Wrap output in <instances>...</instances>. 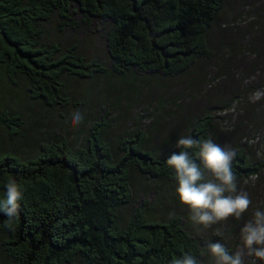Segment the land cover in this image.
Returning <instances> with one entry per match:
<instances>
[{
  "label": "trees",
  "instance_id": "trees-1",
  "mask_svg": "<svg viewBox=\"0 0 264 264\" xmlns=\"http://www.w3.org/2000/svg\"><path fill=\"white\" fill-rule=\"evenodd\" d=\"M225 2L0 0V86L22 77L31 99L59 107L68 104L62 79L67 74H182L210 55L208 32ZM53 14L67 27L101 38L109 64L85 58L76 44L39 42L40 23ZM214 121L206 110L189 122L186 135L213 139ZM20 126L18 113L0 109V127L9 135H17ZM110 126L106 111L90 122L79 145L59 136L40 141L32 156L0 151V200L7 179L23 185L14 231L5 227L0 211V255L7 264H169L185 251L200 255L202 243L179 213L154 219L139 206L120 221L119 209L132 197L131 170L176 185L166 159L180 149L175 143L158 153L140 128L121 135L112 147L106 139ZM235 149L238 182L264 169L263 158L243 146Z\"/></svg>",
  "mask_w": 264,
  "mask_h": 264
},
{
  "label": "rangeland",
  "instance_id": "rangeland-1",
  "mask_svg": "<svg viewBox=\"0 0 264 264\" xmlns=\"http://www.w3.org/2000/svg\"><path fill=\"white\" fill-rule=\"evenodd\" d=\"M40 27L39 42L58 41L63 48L76 44L85 58L95 57L109 64L107 49L95 34H82L61 24L56 14L42 21ZM208 42L210 55L176 76L154 71L133 72L126 77L109 72L87 78L64 75L63 94L68 104L59 107L31 99L22 77L1 85L0 109L18 113L21 126L15 136L0 127V151L32 156L40 141L59 136L79 145L90 122L109 111L111 126L106 139L112 147L121 135L140 128L147 132L149 146L162 153L186 135L194 117L209 110L215 117L213 140L221 146H243L251 156L261 158L257 153H264V99L251 103L248 98L257 88H264V0H226L208 32ZM233 104L236 111L222 115ZM77 110L83 120L74 125L71 116ZM256 137V143L247 142ZM258 175L254 184H245L246 178L238 182L252 201L240 220L231 217L209 229L199 226L198 230L189 218L188 207L175 192L176 185L147 177L133 168L132 197L119 209L120 221L125 222L132 209L139 206L154 219L179 213L202 247L209 241H221L234 251L239 246L240 229L251 213L264 209V169ZM217 230L223 235H213ZM204 259L207 261V257ZM0 264H7L1 255Z\"/></svg>",
  "mask_w": 264,
  "mask_h": 264
},
{
  "label": "clouds",
  "instance_id": "clouds-1",
  "mask_svg": "<svg viewBox=\"0 0 264 264\" xmlns=\"http://www.w3.org/2000/svg\"><path fill=\"white\" fill-rule=\"evenodd\" d=\"M248 99L251 103L264 99V88H257ZM235 111L236 104H233L222 115ZM71 120L74 125L79 124L83 120L82 113L77 110ZM258 140L259 137H256L247 142L251 144ZM176 147L180 151L173 152L166 159V164L174 170L175 192L180 202L188 207L193 225L198 230L199 226L209 229L231 217L240 220L249 211L252 201L249 193L238 186L232 168L237 150L230 144L221 146L210 137L196 139L192 135L181 136ZM257 154L264 158V153ZM194 156L199 158V163ZM258 179L259 175L253 173L244 183L254 184ZM5 189V197L0 200V211L6 217L5 227L14 231L23 185L15 178H9ZM250 216L240 229L239 246L234 251H230L224 242L209 241L201 248L199 256L185 251L179 257L174 256L169 264H256L257 260L264 261V209L257 208ZM213 235L223 234L217 230ZM204 257H207V261Z\"/></svg>",
  "mask_w": 264,
  "mask_h": 264
}]
</instances>
